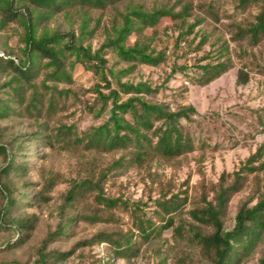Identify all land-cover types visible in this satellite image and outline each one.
<instances>
[{"label": "trees", "instance_id": "1", "mask_svg": "<svg viewBox=\"0 0 264 264\" xmlns=\"http://www.w3.org/2000/svg\"><path fill=\"white\" fill-rule=\"evenodd\" d=\"M77 67L93 77L90 87L76 80ZM143 67L159 69V80L135 81ZM235 67L237 87L254 73L264 77V0H0V123L32 128H0V234L8 235L0 264L84 261L91 256L77 252L100 244L110 264L130 262L169 231L174 246L192 249L178 264L248 262L264 245V107L233 128L256 151L215 181L204 163L219 150L211 143L218 130H207L208 117L179 102L191 87L209 86ZM178 76L180 85L170 88ZM78 110L92 118L85 130L70 121ZM233 136L236 147L242 142ZM62 152L77 159L74 177L44 165ZM184 162L194 168L182 184L158 172ZM130 170L143 175L147 202L110 189ZM63 184L56 230L30 258L16 256L37 229L30 210L49 205ZM245 192L232 217V201ZM80 224L114 230L69 251L48 249L74 237ZM256 264H264V251Z\"/></svg>", "mask_w": 264, "mask_h": 264}, {"label": "rangeland", "instance_id": "2", "mask_svg": "<svg viewBox=\"0 0 264 264\" xmlns=\"http://www.w3.org/2000/svg\"><path fill=\"white\" fill-rule=\"evenodd\" d=\"M228 9L232 10L231 5ZM133 39L130 40V44ZM94 46H97V40L94 41ZM170 47L173 46V42L170 43ZM209 47L206 48V52ZM202 54V53H201ZM185 61L180 60L179 63L183 64ZM237 63L238 61L235 60ZM230 70L228 73L223 75L217 81L213 82L209 86L199 87L193 86L190 88V92L185 96L184 100H179L187 105H192L196 108L198 113L203 116L206 115L208 122L206 123V129L216 128L218 133L213 134L212 145L219 144V150L216 152L209 151L207 153V160L204 163L206 167L207 176L211 180H217L220 174L224 171L232 172L236 170L240 163L243 162L250 154L256 151L255 143L250 140L247 143L244 142L243 136L233 131L235 126H238L239 118H243L244 115H249L251 110H256L264 107V77L254 73L252 80L246 87H237V69ZM162 72L159 69H152L149 67H143L138 75H134L135 81L151 80L157 82ZM76 80L83 84L86 88L92 85L93 77L91 74L85 72L82 67H77L75 74ZM181 76L174 79L170 88L175 89L180 85ZM166 97L170 99V91L165 93ZM164 95L160 94L159 98H163ZM73 112V110H72ZM71 116V115H70ZM199 120L198 117H195ZM251 117H249V120ZM70 121L76 122L80 130H85L87 127L92 125V118L87 113L78 110L71 116ZM9 128L11 132L23 133L32 131V128L27 122L20 121H7L1 122L0 128ZM244 126L240 129L243 130ZM233 131V132H232ZM234 133L241 144L233 147V141L229 138L234 137ZM263 140L262 137H257L256 141L260 143ZM45 154H48L45 152ZM109 161L108 157H106ZM35 158L30 159V163H34ZM0 159V166L2 165ZM77 159L70 156L68 153L62 152L60 155L55 154L50 160H45L44 165L46 168L58 172L64 178L74 177L77 170ZM32 166V165H31ZM194 168V163L188 166L184 162V166L177 170L175 168L158 169L160 174H165L167 179L172 178L178 184H182L186 181L187 176ZM143 175L139 174L134 170H130L126 175L122 176L117 186L113 187L110 185L112 192L116 194H124L127 198L132 200L143 199L144 202L148 201V194L145 190V184L142 182ZM31 182H37L39 177L36 173L31 171L30 175ZM199 180V176L196 173L192 174L191 184H195ZM67 189V185H59L55 191L51 194L52 200L49 205L43 206L40 209L36 208L30 210V213H34L38 217L37 229L33 233L29 244L21 251L16 252V256L26 260L34 255L36 249L47 239L49 234L56 230L60 222V209L62 207V193ZM247 193L238 195L231 204V215L235 216V206L240 200H244ZM124 222L127 221L123 220ZM231 221V220H230ZM228 221L227 227L231 228V222ZM123 229L127 228V225H121ZM112 225L100 224L96 226H89L80 224L75 231L74 237L70 238L66 243L57 242L48 246L49 250H59L61 252L69 251L78 244L79 242L89 240L99 232H110L113 231ZM8 240V235L0 234V249ZM176 241L173 239L171 232H167L162 240H157L151 244L144 245L141 251V255L133 261H112L111 264H157L161 259L166 260V264H178V259L183 252H190V249L184 243H178L174 246ZM264 251V245L246 262L245 264H256L258 258ZM77 254L91 256L84 261L76 259L73 263L68 264H110L109 258L106 255L105 244L94 246L93 249L85 248L79 250ZM7 260H9L6 257Z\"/></svg>", "mask_w": 264, "mask_h": 264}]
</instances>
